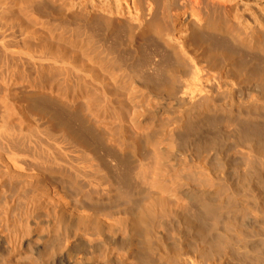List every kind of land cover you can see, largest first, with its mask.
I'll list each match as a JSON object with an SVG mask.
<instances>
[{"label": "bare ground", "instance_id": "obj_1", "mask_svg": "<svg viewBox=\"0 0 264 264\" xmlns=\"http://www.w3.org/2000/svg\"><path fill=\"white\" fill-rule=\"evenodd\" d=\"M50 1L0 0V264H180L181 244L214 229V250L228 240L234 253V181L208 167L221 165L217 153L201 158L224 137L209 110L219 106L207 96L185 103L167 54L149 70L125 60L102 30L119 16L74 26ZM164 1L196 32L231 33L202 5L238 0ZM139 12L145 21L151 9ZM243 34L237 45L264 50L259 35ZM151 35L171 50L150 22L135 39ZM251 73L264 88V72ZM256 135L234 131L250 144Z\"/></svg>", "mask_w": 264, "mask_h": 264}, {"label": "rangeland", "instance_id": "obj_2", "mask_svg": "<svg viewBox=\"0 0 264 264\" xmlns=\"http://www.w3.org/2000/svg\"><path fill=\"white\" fill-rule=\"evenodd\" d=\"M139 3L151 9L145 21L140 15L142 5ZM164 3V0H51L48 6L53 14L68 18L74 26L83 20L97 22L104 14L119 16L123 24L102 30L109 42L120 45L125 60L139 69L149 70L162 54H167L176 69L173 88L177 95L188 105L207 96L211 103L219 106L218 111L209 110L217 114L216 126L224 137L219 149L206 150L201 158L217 153L222 159L221 165L208 164V167L216 177H221V181L226 173L234 181V253H227L228 240L223 242L220 251L214 250L219 237L218 229H214L205 241L200 235L197 241L191 238L198 247L192 242H183L178 253H173L175 262L264 264V183L261 181H264V88L251 73L252 68L264 72V50L252 52L234 40V35L241 39L243 31H247L255 38L259 35L260 42H257L264 46V29L258 35L253 29V25L260 27L258 22H264V0H238L230 10L202 5L204 12L211 11L216 22L231 24L230 35L223 39L219 35L196 32L188 24L180 23L186 14L179 6L171 9L172 16L179 15V19L169 17L170 11ZM146 22L163 31L171 43V50L152 35L135 39ZM240 126H248L253 137L259 130L263 135H256L253 144L241 136L239 140L234 131ZM204 129L206 132L212 129L210 122ZM191 149L192 154H198L194 146Z\"/></svg>", "mask_w": 264, "mask_h": 264}]
</instances>
